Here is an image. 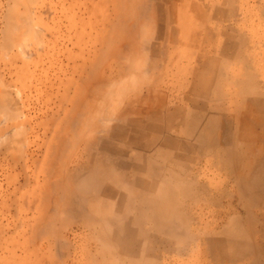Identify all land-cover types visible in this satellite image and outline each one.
Masks as SVG:
<instances>
[{
	"label": "rangeland",
	"instance_id": "374dc122",
	"mask_svg": "<svg viewBox=\"0 0 264 264\" xmlns=\"http://www.w3.org/2000/svg\"><path fill=\"white\" fill-rule=\"evenodd\" d=\"M194 2L211 14L212 20L206 26L211 43L203 49L215 62L214 68L219 66L215 76L223 77L225 71L239 69L231 75L239 78L252 75L264 89V0H181V11L176 17L188 37L165 54V58L174 54L180 59L177 57L178 68L171 74L166 73L170 88L158 85L157 81V76L167 70L164 58L163 64L160 57L152 60L147 48L143 49L144 54L141 52V66L136 62L140 71L131 69L134 61L117 71L113 81L119 83L133 75L137 92L156 86L163 94L176 96L181 80L189 78L181 75V69L184 71L190 66L186 53L201 51L194 47L202 38L188 28L199 22L192 8ZM116 5L120 10L127 7L121 0H0V264H264V172L259 180H254L247 195H240L238 188L245 184L239 179H254L240 171L243 160L233 165L234 162L222 155L221 148L212 146L189 152L187 157L181 156L178 147L183 138L178 135L177 124L169 127V136L175 143L170 146L172 156L164 155L165 148L152 149L151 156L137 150L136 153L142 155L143 170L151 169L147 177L144 173H135L139 163L134 160L136 153L132 144L127 148L129 155L122 159L127 169H120L119 159L112 161L117 165L120 183L126 186L122 191L124 195L131 196L129 190L133 189L136 179H147L156 191H162L164 206L160 209L167 215L168 225L151 232L143 217L145 214L141 213H146L142 206L137 223L132 203L116 206L120 218H110L115 208L103 204L100 213L106 216L104 229L112 234L103 233V228L88 230L90 225L85 219L88 200L68 198L66 193H59L58 188H54V208L58 212L50 210L53 216H47L48 219L42 214L52 203L51 184L57 179V173L72 167L76 149L84 142L74 147L71 141L68 146L63 145L67 152L60 151L59 140L70 139L65 111L74 101L82 99L78 97L81 92H89L95 80L108 74L110 65L113 67L114 60L104 46L105 40L112 38L107 25L115 20L112 14ZM176 17L171 27L177 25ZM234 40L244 42V47L237 49L239 56L235 59L237 50H230L233 55L226 60L230 66L223 71L220 67L226 59L222 56L223 45ZM230 58L237 60V64L231 65L235 62ZM203 74V81L214 79V71L206 70ZM212 81V87L208 85L209 94L216 89L223 91L220 100L228 104L232 98L227 91L233 92L235 88H221L218 78ZM204 87L205 84L197 83L195 94L187 96L198 101L206 111L222 110L216 106V97L203 98ZM116 88L109 93L112 102L108 99L104 107L109 108L105 109L118 107L126 98V90L118 97L119 87ZM176 105L197 121L198 133L206 139L210 128L204 125V111L178 102ZM155 108L158 112L165 109L164 106ZM98 109L95 108L89 118H93ZM85 117L82 125L75 129L76 133L87 135L93 131V120L87 123ZM154 121L158 123L149 130L150 137H158L155 131L167 130V122L161 117ZM124 126L121 138L131 140V127ZM251 130L255 134L261 132L259 126ZM247 131L244 126H238L235 139L240 141ZM261 144L253 141L242 145L240 154L235 156L242 159L246 151H258ZM232 156L233 153L230 159ZM82 157L87 158L86 152ZM82 164L78 162L74 169L80 170ZM256 184H261L259 194L253 191ZM143 195L148 198L147 194ZM97 211L92 209V213ZM94 236L100 240L97 242Z\"/></svg>",
	"mask_w": 264,
	"mask_h": 264
},
{
	"label": "crops",
	"instance_id": "0c3cea01",
	"mask_svg": "<svg viewBox=\"0 0 264 264\" xmlns=\"http://www.w3.org/2000/svg\"><path fill=\"white\" fill-rule=\"evenodd\" d=\"M170 3L172 4H169V9L174 10L172 13L173 15L171 16L170 14L172 21L166 25V28L164 32L161 33L162 35L160 37H156L155 39H153L152 45L149 48L150 57L153 58H151L152 60H159L154 58L160 57L162 61V59L164 58L163 61L167 64V70L164 72V74H160V76H157V81H159L158 85H161L166 89L170 88L166 81V79L168 78L166 77V73L171 74L173 70H176L179 66V62L177 60L178 56L175 58L174 54H171L165 58V54H168V50H173L175 46H178V44L181 42L180 40L185 39V37L187 36L186 32L184 33V30L181 29L179 21L176 17L177 12L179 10L181 11V0H171ZM176 3L177 6L175 5ZM192 5L194 14L199 22L197 25L192 24V26H189L188 28H191L195 34L199 35V37L202 38V40H200V44L197 43L195 45L196 47H194L196 48V51L201 50L200 52L186 53L187 58H190V66L185 67L184 71H182L181 69V75L189 78H187L185 81L183 79L181 80L180 87L178 88V94L176 96H173L171 94H163L161 92V88L156 86L146 87L144 91L141 92H137L138 90L132 87L133 92L128 95L124 101H122V103L115 111V119L117 120L112 127V132H115V139H113L114 142H112L113 134L109 137H106V139H102L99 143V147L101 148V151L99 150V153L102 152L104 157L107 159V162L109 163H112L113 159L115 160V162L116 159H119L120 169H127L126 164L124 163V161H122V159L124 156L129 155V149H127L129 144L134 145V147L131 148H133L132 150L135 153L138 150L143 151L145 153L144 155L147 154L148 156H151L152 149L161 150L165 148L166 152L164 155L172 156L173 153L172 151H170V146L175 143L171 141L172 138L169 136V133L171 131L169 127H172L173 124H177L180 128L178 135L183 138L182 142L179 143L180 146L178 147V150L181 152V156L184 157L185 155L187 157V154L189 152H194L201 148H211L212 146L213 148L217 149L221 148V151H223L222 155L227 156L230 162H234L233 165H235L238 161L243 160L241 162L240 171L247 174L244 175L243 173L244 176L254 177L253 180H248L246 178L239 179L240 182L243 183V185L245 184V186L238 188V192L240 195L245 196L248 194V191L251 190L254 180H259V176L262 175V172H264V89L260 87L258 79H256L252 75H241V77L239 78L231 75V73L233 72L237 73L239 69H237L236 71L233 70V72L230 73L225 71L226 67L229 65L228 61L226 60L230 57V54L231 56L233 55L230 50H237L238 48L244 47V42L242 43L240 41L234 40V42L236 43H229L227 41L226 45L222 44L224 49L222 51V56H226L224 57L226 59H224L223 64L220 67L223 71L226 72V74L224 73L225 76L223 77L220 74L215 76V72L218 70L219 66L216 67V69L214 68L215 62L210 58V56H208V53H206L205 49H203L205 47H209L207 45L211 43L210 32L206 29V26L212 20L211 14L208 15L205 7L201 4H196L194 2ZM175 17L177 25L171 27V25L175 23ZM184 34L186 35L185 37L183 36ZM230 37L232 38L233 35H230ZM212 47H214L213 44L210 47L211 50L213 49ZM238 56L239 50L236 51L233 59H235V57L238 58ZM230 60H232V58H230ZM236 61L237 60H232V62L235 63L231 65H236ZM243 69H245V67ZM206 70L214 71V79L210 78L208 80H202V78L205 76L203 72ZM117 71H119V68H117L116 73ZM138 71H140V69H138ZM216 78H218V82L220 83L221 88H227V86H229L227 89H230L231 86L235 88L233 92L227 91V95L232 98L230 99L228 104L226 103V101L220 100V98H222L221 94H224L223 91L216 89L215 93L209 94L210 91L208 90V85L212 87V80H215ZM152 81L153 80L147 83V85L151 84ZM197 83H199V85L205 84L204 92L202 93L203 98L210 96L216 97L218 99L216 102V106L219 105L220 109L222 110H219V112H214L211 110L206 111L204 107H201L199 105L198 101L193 100L187 96L188 94H195ZM262 87H264V78H262ZM134 89L137 91H135ZM176 102L180 103L181 105L186 104L193 107L194 109H200L204 111V114H206L204 125L207 124V126H209L210 128V131L206 134V139H203V137L201 138L200 133H198V128L200 127H198L197 121H193L187 114V112H184L183 107H181L180 105H176ZM163 106L165 108L164 110H162L161 112L156 111L155 107H158V109H160ZM251 109H254L255 113H253ZM156 117H161L165 122H167V130L155 131L156 134H158V137H150L149 130L153 129L158 123L157 121H154V118ZM125 124H128L131 127V140L121 138L125 131ZM238 126H244L246 129H248L247 133H245L246 137L242 136V139L240 141L239 139L238 141L235 139V133L238 136ZM258 126L261 128V132L255 134V132H253L251 128ZM253 141H258V143H262L261 145L263 146H259L260 149L252 153L249 150L246 151L244 153L245 157L242 159L235 156V154L237 153L238 155L240 154L242 145L251 144V142ZM239 142L241 144L240 147ZM235 143L236 146H234ZM156 144H158L159 147L154 148ZM232 153L233 156L230 159ZM133 156L134 160L139 163L135 166V173H144L147 177L148 172H150L151 169L148 168L147 172L144 171L141 167L142 155L140 153H136L133 154ZM165 158L166 160H169L168 157ZM114 165L116 168L114 173H116L118 171V168L115 163ZM183 168V170H186L185 167ZM230 172H234V170H231ZM115 179L116 181H112V183L114 182V188L112 189V191H105L103 194V197L111 196L107 197L105 199V202L111 200L114 203L115 197L114 193L112 192L115 191L118 193L117 199L115 200L117 204L120 205L119 207L125 204H133V207L131 209L133 210V214H135L137 223L140 221L139 212L141 206L145 209L146 213L142 211L141 213L143 215L145 214L143 217L147 220L146 223L150 225L151 232H153L154 228L156 229L160 226L163 227L166 224H169L167 215L160 209V207L164 206V201L161 197L162 191H156V189H154L153 187L152 182H146L147 179L144 181L136 179L134 184L132 185L133 189L129 190V195L131 194V196L129 197L122 193V191L126 189V186L120 183L121 180L117 176V173ZM253 191H255L256 194H259L261 192V184H256L253 187ZM143 193L147 194L148 198L146 195H143ZM93 207L90 206V210L91 208L94 209ZM169 216L171 217V212ZM121 227L122 229H124L123 224H121ZM123 232L128 233L126 231ZM142 238L143 237L140 236V239ZM121 246L122 248H124L123 244H121ZM137 264H140V262H137Z\"/></svg>",
	"mask_w": 264,
	"mask_h": 264
},
{
	"label": "bare ground",
	"instance_id": "6f19581e",
	"mask_svg": "<svg viewBox=\"0 0 264 264\" xmlns=\"http://www.w3.org/2000/svg\"><path fill=\"white\" fill-rule=\"evenodd\" d=\"M121 1H124V4L127 7L124 10L123 9L120 10L119 5H116V8L114 9L112 14V16L115 17V20L112 21L113 22L112 24L107 25L108 33L112 35V38L110 37L108 40H105L106 45L104 46L105 49L109 50L110 56H112L111 58H113L114 60L113 67H111L110 65L108 74L106 73L107 75H104L105 78L101 77L98 79V81L95 80L92 83L89 92L85 91V93L84 92L80 93L78 97H81L82 99H79L76 102L74 101L72 105L67 104V106L70 105L71 107L70 109L65 111L66 113H68V119L65 120V123L70 132L69 133L70 139H68V141L65 140L64 138L59 140V142L63 147L60 148V151L67 152L64 150L65 147L63 145L68 146L71 143V141L73 142L72 144L74 147L75 144L77 145L78 143H80V141L83 140L84 142L80 143L82 144V147L76 149L77 153L72 161V167L70 168L68 167V169L67 168L61 169V171L57 173L56 175L57 179L53 181L51 184L52 185L51 189L53 194L52 195L50 194V196L52 198V203L49 202L50 203L49 206H46L42 213L46 218L47 216L50 218L52 215L51 214L52 211L50 213L49 211L53 210V212H55L54 199L56 198H54V188H58L61 191V192L59 191V193H63V194L66 193L68 198L72 197L79 200L80 199L88 200L87 203V205L89 204L88 208L90 206L91 207L94 206L93 207L94 210H98L96 213H92V208L91 210L89 208L88 214L85 215L86 217L82 215L83 217H85V219H87V222L90 225L88 226L90 228L88 230L92 231L93 228L97 227L101 231V229L103 228L102 232L109 235L112 234L111 233L112 231L110 232L109 230L104 229L105 226L104 217L106 216L104 215V213H100L101 211L100 208L101 205L103 204H111L115 209L114 212L111 214L110 218H120L119 209L116 208V206L119 207L120 205L117 204L115 200L117 199L118 193L115 191L112 192L114 193V197H115L114 203L111 200L105 202V199L111 196L103 197L105 191H112V189L114 188V182L112 183V181H116L115 179L116 173H114L116 168L115 165L107 162V159L104 157L102 152L99 153V150L101 151V148L99 147V143L102 139H106V137H109L112 134H113L112 142H114L113 139H115V132H112L113 131L112 127L114 126V123L117 120L115 119V111L119 106L114 108L112 107L110 109H105V107L108 106L104 107V105L109 99V96H111L109 93L116 86L117 88L119 87L117 92L118 97H120V94L123 91V89L126 90L127 92L126 95L128 96L133 92L132 87L136 88V84L134 82L135 76L133 75L127 78L128 80L125 79L121 81L119 79L121 81L119 83L113 81V78L117 74L116 70L117 68H119L120 70L124 66L130 65V63L135 61V64L132 65L131 69H133L134 71H138L139 69L138 66L143 62L141 56L146 52V50L145 52H143L144 51L143 49L147 48L149 50V48L152 45L153 39H155L156 37H160L162 35L161 33L164 32L166 25L172 21L171 16L173 15L172 13L174 11L172 9H169L168 7L169 4L173 3V2L170 3L171 0H121ZM175 5L177 6V3ZM185 36L186 35H184V37ZM187 37L188 36H186L185 38ZM141 52H143V54ZM136 62H138L139 65H137ZM123 85L125 86V88H122ZM86 96L89 97L87 98ZM80 100H82V103L79 102ZM66 107L63 108L65 109ZM95 108H99L98 113L93 118H89L90 113L95 111ZM84 117H85L84 121L87 120V123L90 120H93L94 123L93 127L91 128L93 129V131L91 130L92 132L90 131V133L87 135L83 134L84 132L76 133L75 131V129H77V127L81 124V120ZM97 133L100 135L96 136ZM63 141H65L66 143L64 142L62 144ZM84 152H86L87 158L83 160L82 156L84 155ZM71 159L72 158L69 157V160ZM78 162L83 163L82 164L83 167L80 168V170H77L78 168L74 169L75 167L78 166ZM62 185L65 187L66 191L64 190ZM67 203L70 204V202L68 201ZM55 210L58 212L57 209ZM95 237L96 236H94V239ZM115 239H117V237ZM95 240L98 242L100 239H95Z\"/></svg>",
	"mask_w": 264,
	"mask_h": 264
}]
</instances>
